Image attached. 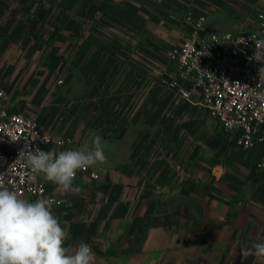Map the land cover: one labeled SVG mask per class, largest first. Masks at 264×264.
Instances as JSON below:
<instances>
[{
	"label": "crops",
	"instance_id": "crops-1",
	"mask_svg": "<svg viewBox=\"0 0 264 264\" xmlns=\"http://www.w3.org/2000/svg\"><path fill=\"white\" fill-rule=\"evenodd\" d=\"M187 1V14L198 16L218 0ZM259 1L235 2L248 30L264 13ZM143 3L0 0L7 107L69 134L76 149L102 137L107 162L90 167L97 178L76 176L79 194L46 181L66 246L90 244L95 264H264L241 256L264 240V171L255 166L264 143L245 148L223 137L217 119L170 86L178 63L158 47V17ZM191 29L184 17L169 49Z\"/></svg>",
	"mask_w": 264,
	"mask_h": 264
},
{
	"label": "built area",
	"instance_id": "built-area-1",
	"mask_svg": "<svg viewBox=\"0 0 264 264\" xmlns=\"http://www.w3.org/2000/svg\"><path fill=\"white\" fill-rule=\"evenodd\" d=\"M186 18L192 23L191 32L167 52L179 69V75L170 77L168 83L183 98L205 108L235 135L237 144L252 148L264 143V79L259 76L264 65L249 59L256 51L251 38L264 39V13L257 15L255 30L240 27L236 31H208L203 15L189 13ZM5 99L6 93L0 88V183L20 197L32 195L59 202L48 193L42 177L35 182L29 179L30 168L19 156L26 146L33 151L37 147L44 151L76 149L73 138L47 130L36 115L10 110ZM255 166L264 171V153ZM85 173L98 177L90 167L77 176Z\"/></svg>",
	"mask_w": 264,
	"mask_h": 264
},
{
	"label": "clouds",
	"instance_id": "clouds-1",
	"mask_svg": "<svg viewBox=\"0 0 264 264\" xmlns=\"http://www.w3.org/2000/svg\"><path fill=\"white\" fill-rule=\"evenodd\" d=\"M255 41L254 59L264 65V39ZM241 39V43H244ZM260 80L264 79V67L259 69ZM95 132L97 130H89ZM30 168L29 179L38 177L52 183L62 192L79 194L80 187L74 186L79 171L97 164H105L107 157L102 137L95 134L89 147L57 151L26 146L20 152ZM103 196L97 194V199ZM69 231L62 227L53 214L52 202L39 198L34 202L21 198L19 194L0 183V264H95L96 256L90 244L81 241L78 246H66ZM241 256L264 259V240L251 248H241Z\"/></svg>",
	"mask_w": 264,
	"mask_h": 264
},
{
	"label": "rangeland",
	"instance_id": "rangeland-1",
	"mask_svg": "<svg viewBox=\"0 0 264 264\" xmlns=\"http://www.w3.org/2000/svg\"><path fill=\"white\" fill-rule=\"evenodd\" d=\"M196 1L197 0H195L194 3ZM143 2H146V4L143 3L142 11L144 12L146 10L144 7H146L151 13H154L156 17H158V19H156L158 47L160 49H164V53L167 56L169 47L174 44L175 40H178L176 31L178 27H180L181 21L189 14H187L186 8L184 7L186 5L189 9V2L187 0H143ZM235 2L236 0H218L216 2H207L205 3V10H200V14L198 15L205 16L207 27L209 29L217 25L224 29H234L236 27L238 29L241 27L248 30L251 28V25H249L246 20V15L243 16L239 14V7L235 5ZM242 2H246L244 5H248L250 8H255L256 6L259 8V4H261L259 0H242ZM145 14L147 13H143V18L141 20L143 33L147 28L145 25L150 22L149 19L144 18ZM207 116L212 121L211 123H216L209 114H207ZM220 131L223 137H226L227 139L232 136L223 127Z\"/></svg>",
	"mask_w": 264,
	"mask_h": 264
}]
</instances>
